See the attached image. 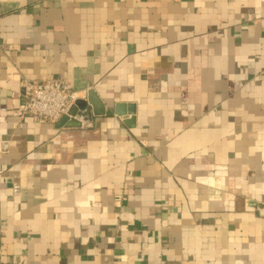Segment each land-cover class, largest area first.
Instances as JSON below:
<instances>
[{"label": "crops", "instance_id": "crops-1", "mask_svg": "<svg viewBox=\"0 0 264 264\" xmlns=\"http://www.w3.org/2000/svg\"><path fill=\"white\" fill-rule=\"evenodd\" d=\"M58 77L106 114L17 113ZM0 108V264H264V0H0Z\"/></svg>", "mask_w": 264, "mask_h": 264}, {"label": "built area", "instance_id": "built-area-1", "mask_svg": "<svg viewBox=\"0 0 264 264\" xmlns=\"http://www.w3.org/2000/svg\"><path fill=\"white\" fill-rule=\"evenodd\" d=\"M23 102L17 109L20 116L29 115L38 123H58L69 115L72 105L80 98V92L64 78L25 80ZM4 109L0 108V112ZM13 193L21 194L20 184L13 185Z\"/></svg>", "mask_w": 264, "mask_h": 264}, {"label": "water", "instance_id": "water-1", "mask_svg": "<svg viewBox=\"0 0 264 264\" xmlns=\"http://www.w3.org/2000/svg\"><path fill=\"white\" fill-rule=\"evenodd\" d=\"M117 115L124 118V122L130 127L135 126L136 105L118 103L115 106ZM106 112L104 104L96 91L90 89L86 98H78L72 105L69 115L64 116L58 123L66 128L81 127L83 123H90L94 117L103 116Z\"/></svg>", "mask_w": 264, "mask_h": 264}]
</instances>
